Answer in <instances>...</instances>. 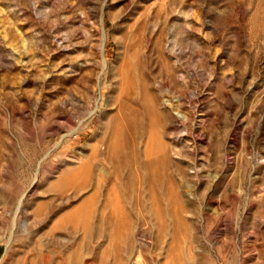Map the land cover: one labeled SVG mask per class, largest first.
Wrapping results in <instances>:
<instances>
[{
	"label": "rangeland",
	"instance_id": "1",
	"mask_svg": "<svg viewBox=\"0 0 264 264\" xmlns=\"http://www.w3.org/2000/svg\"><path fill=\"white\" fill-rule=\"evenodd\" d=\"M264 264V0H0V264Z\"/></svg>",
	"mask_w": 264,
	"mask_h": 264
},
{
	"label": "bare ground",
	"instance_id": "2",
	"mask_svg": "<svg viewBox=\"0 0 264 264\" xmlns=\"http://www.w3.org/2000/svg\"><path fill=\"white\" fill-rule=\"evenodd\" d=\"M1 263V262H0ZM134 264H138V262L136 261Z\"/></svg>",
	"mask_w": 264,
	"mask_h": 264
}]
</instances>
